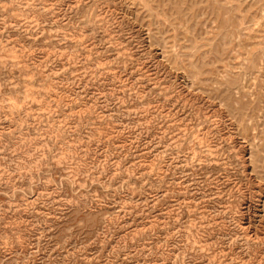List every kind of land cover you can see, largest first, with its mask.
Masks as SVG:
<instances>
[{"label":"rangeland","instance_id":"374dc122","mask_svg":"<svg viewBox=\"0 0 264 264\" xmlns=\"http://www.w3.org/2000/svg\"><path fill=\"white\" fill-rule=\"evenodd\" d=\"M0 264H264V0H0Z\"/></svg>","mask_w":264,"mask_h":264},{"label":"bare ground","instance_id":"6f19581e","mask_svg":"<svg viewBox=\"0 0 264 264\" xmlns=\"http://www.w3.org/2000/svg\"><path fill=\"white\" fill-rule=\"evenodd\" d=\"M97 66V65H96ZM31 102V101H30ZM177 155V154H176ZM245 186V185H244Z\"/></svg>","mask_w":264,"mask_h":264}]
</instances>
